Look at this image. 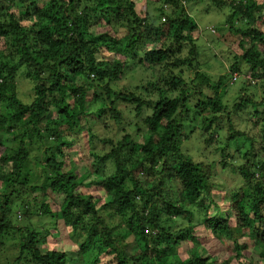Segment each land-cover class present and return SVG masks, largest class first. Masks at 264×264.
<instances>
[{
    "label": "trees",
    "instance_id": "1",
    "mask_svg": "<svg viewBox=\"0 0 264 264\" xmlns=\"http://www.w3.org/2000/svg\"><path fill=\"white\" fill-rule=\"evenodd\" d=\"M156 1L161 24L135 0H0V264H68V252L41 249L59 222L84 264H248L253 250L264 264V1L210 0L225 12L218 39L233 51L217 77L202 70L217 56L202 54L187 9L197 0ZM138 67L153 77L139 95L118 85ZM19 76L31 85L27 102ZM215 136L221 161L192 154ZM82 137L86 158L73 162ZM224 171L239 185L219 187ZM15 202L29 224L12 221ZM225 249L230 257L216 259Z\"/></svg>",
    "mask_w": 264,
    "mask_h": 264
},
{
    "label": "rangeland",
    "instance_id": "2",
    "mask_svg": "<svg viewBox=\"0 0 264 264\" xmlns=\"http://www.w3.org/2000/svg\"><path fill=\"white\" fill-rule=\"evenodd\" d=\"M227 2H230L231 0H226ZM262 1V0H260ZM264 1V0H263ZM136 5H137V11L139 13H141V15H145L146 13H149V15L152 17V19L154 21H156L157 24H161L165 22V18L166 17H160V13L158 12V9L161 7V5L156 1V0H135ZM212 3L210 2V0H197L195 1V3L188 5L187 9L189 14L194 15L196 18L197 23L199 24V28L200 31H202V36H201V40L199 41V45L202 48V54H204L206 57L208 55V53L210 52L212 54L213 53L216 54V59H214L213 57H211L208 63H205L202 66V70L211 74L212 76H219L221 74H227L229 73V67L231 66L232 63V58H233V51L230 50V48H228V46L230 45V40L228 38V42L226 43H221L219 40H222V38L218 39V37H224L225 32L222 31V26H223V22L225 19V12H221L217 9H215V7H213L211 5ZM212 6V7H211ZM192 8V9H190ZM199 10V11H197ZM166 13L170 14L171 13V8H167L166 7ZM100 27V26H98ZM102 27V26H101ZM212 27V28H211ZM210 28H211V32H210ZM213 29V31H212ZM98 30L94 29V33L97 32ZM123 32V31H121ZM215 40V41H214ZM230 47V46H229ZM0 48H2V45L0 44ZM143 54H139V57H142ZM220 64H222L224 66V68L221 69ZM130 74V75H129ZM186 75L188 77H193L194 74L192 72H186ZM235 76H239V74H235ZM153 78V77H152ZM151 78V74L150 72H148L146 69H142V68H136L132 71V73H128V75L126 76V78H123L120 82H119V87H125L127 89L133 90L134 92H136L138 95L141 93L140 90L137 89V87L140 86H146V82L149 81ZM153 80V79H152ZM234 82V78L233 80L230 79V84H232L231 82ZM18 86H19V90H20V94H21V98L24 99L25 102L29 101L31 96H32V91H31V85L25 81V79L23 78V76H19L18 78ZM229 84V83H228ZM229 84V85H230ZM241 84V80L238 78L236 84L234 87H231L232 90L229 91V94L226 96V101L229 103H232L234 95L236 93H238L239 88L238 85ZM118 88V86H117ZM234 88V89H233ZM120 109L122 111H125L126 106H120ZM250 112V111H249ZM127 114H129L131 116V119H136L135 113L133 109H129L127 112ZM127 118V116L125 117V119ZM128 119V118H127ZM130 119V120H131ZM129 120H126V122H128ZM136 121V120H135ZM97 122L96 118H91L90 119V125L95 124ZM110 125V129L111 132L110 134L114 135L115 137H120L121 136V128L118 126V124H113V122L108 121V123ZM81 128L86 129L87 128V124L85 121H81ZM101 126V130L102 133L104 134L105 131L104 128H102V124H100ZM136 125V124H135ZM246 123H244V120H237L236 119V126L237 128L241 129V130H245V126ZM223 129L220 133L219 139L222 141V143L224 142V138L227 135L228 130V125L224 124L222 125ZM136 126H134V124L132 125V127L129 128V131H131L133 133V131H135ZM108 132V131H107ZM112 135V136H113ZM217 139V144H214L212 146H208L205 147L203 150H205L203 153L198 154L197 153V149L195 148V145H190L189 148L192 151V154H194L197 157L200 158H209V159H213V160H218L221 161V157L219 152L216 150V148L220 147L219 144V139L217 138V136H215V140ZM86 142L87 139H85L84 137H82L79 141V147H76L75 149H73L72 151H69V158L71 161L73 162H77L80 161L81 159L84 160L86 157ZM250 149V143L248 141H244L242 144V153H241V157H243V153H245L247 150ZM100 151V150H98ZM233 151H235L237 153V149L235 147H233ZM0 154H3V150L0 149ZM235 154V153H234ZM236 156H234V158L237 159V163L238 162H244V158H240L238 159L237 157L239 156L238 154H235ZM76 167H78V171L82 172L85 169H87L86 167V163L83 162H78V164H76ZM221 174L219 175L218 178H216V182L218 183L219 187L225 189V188H234L236 186L239 185V181L237 180V178L233 177L232 174H230L228 171H224V172H220ZM81 191L83 193L88 192L89 190L86 188L81 189ZM102 195V194H101ZM34 197H38V199H41V196L38 193H35L33 195ZM99 197H100V193H99ZM218 199V198H217ZM37 201L34 200H30V203L35 205ZM49 204L52 207H56L57 205L54 204L51 200L48 201ZM21 202H15L13 204V208H12V216L11 219L14 223L18 224V225H26L29 224L30 221V217H26L25 214V209H24V204H20ZM33 207V206H32ZM213 213V212H212ZM30 214V213H29ZM35 222H38V220L35 218L34 219ZM71 229L70 228H65L63 226L62 222L58 223V231L57 233L55 232L54 234L51 232L50 235H44L43 238H46L47 244L43 247H41V249L43 251L45 250H49V249H57L60 251H66L68 252V256L70 261L68 262V264H84L81 260L77 259L76 257V252L75 250H73V248H75V246L73 245V242L70 238V233ZM10 248V247H8ZM185 248H188V246L185 245ZM212 248L214 249L215 246H212ZM16 250V249H15ZM136 250V245L134 244L131 248H130V252L134 253ZM95 254H93V257L97 256V254L99 253V251L94 252ZM213 253V252H212ZM211 252L207 251V256L208 255H212ZM230 254L226 249L217 252L216 254H213L215 256V258L219 261H223L227 258L230 257ZM212 255V257H214ZM101 263L100 264H110V257L108 256H103L101 257ZM261 258H260V251L258 250H253L250 254H248L246 256V262L249 263H253V264H262L261 263ZM11 264H13V262L11 261ZM231 264H239V261L237 260H233Z\"/></svg>",
    "mask_w": 264,
    "mask_h": 264
}]
</instances>
